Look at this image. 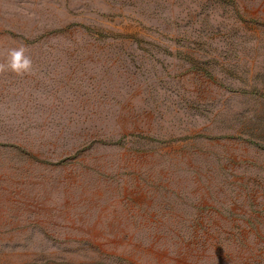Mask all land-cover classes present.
<instances>
[{"label": "rangeland", "instance_id": "1", "mask_svg": "<svg viewBox=\"0 0 264 264\" xmlns=\"http://www.w3.org/2000/svg\"><path fill=\"white\" fill-rule=\"evenodd\" d=\"M0 264H264V0H0Z\"/></svg>", "mask_w": 264, "mask_h": 264}, {"label": "clouds", "instance_id": "2", "mask_svg": "<svg viewBox=\"0 0 264 264\" xmlns=\"http://www.w3.org/2000/svg\"><path fill=\"white\" fill-rule=\"evenodd\" d=\"M11 61L8 67L15 72H20L21 70L27 71L31 66V59L23 55L24 49L15 48L11 49Z\"/></svg>", "mask_w": 264, "mask_h": 264}]
</instances>
